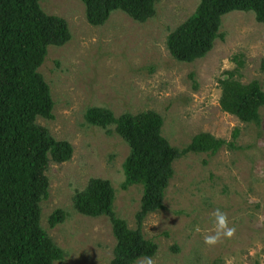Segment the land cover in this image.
<instances>
[{
  "label": "rangeland",
  "instance_id": "374dc122",
  "mask_svg": "<svg viewBox=\"0 0 264 264\" xmlns=\"http://www.w3.org/2000/svg\"><path fill=\"white\" fill-rule=\"evenodd\" d=\"M41 5L67 20L72 32L66 44L49 47L40 68L52 89L56 118L37 122L74 146L70 160L52 159L50 196L42 203V225L65 251L55 264L113 260L117 242L110 217L87 216L74 206L76 194L92 178L112 182L118 216L137 228L144 188L125 187L130 145L115 126L88 121L93 107L117 116L159 112L165 118L163 135L178 148L202 132L231 140L240 128L242 149L176 160L165 207L148 216L144 233L159 244L152 264H264V108L261 125L241 121L222 109L220 84L239 66L235 56L240 55V79L259 80L264 87V24L252 12H232L224 17L225 39H218L206 57L182 62L171 54L168 36L196 11L199 0H159L157 15L147 22L117 10L101 26L89 23L83 0H42ZM60 208L68 218L52 227L50 216ZM217 209L226 215L227 228L208 244L207 237L217 236Z\"/></svg>",
  "mask_w": 264,
  "mask_h": 264
},
{
  "label": "trees",
  "instance_id": "16d2710c",
  "mask_svg": "<svg viewBox=\"0 0 264 264\" xmlns=\"http://www.w3.org/2000/svg\"><path fill=\"white\" fill-rule=\"evenodd\" d=\"M41 1L0 0V264H55L65 258V251L42 225V203L50 196L47 172L52 159L70 160L74 146L56 139L37 120L56 118L52 89L40 68L49 47L66 44L72 32L68 21L47 13ZM158 1L83 0L94 26L106 24L117 10L147 22L157 15ZM235 11L252 12L264 24V0H199L196 11L168 36L173 57L182 62L206 57L218 39H225L224 17ZM235 60L239 66L220 79L221 107L243 122L261 125L264 87L259 80L244 83L243 59L237 55ZM87 118L94 125L115 126L131 148L124 164L125 187L144 188L135 229L118 216L116 190L109 179L92 178L74 198L78 212L110 217L117 242L111 264H137L157 255L159 244L146 237L144 223L150 214L164 209L176 160L189 153L216 155L224 148L242 149L240 128L231 140L202 132L178 148L163 135L165 118L156 111L117 116L110 109L93 107ZM68 215L64 209L55 210L51 226L63 223Z\"/></svg>",
  "mask_w": 264,
  "mask_h": 264
},
{
  "label": "clouds",
  "instance_id": "9594fccd",
  "mask_svg": "<svg viewBox=\"0 0 264 264\" xmlns=\"http://www.w3.org/2000/svg\"><path fill=\"white\" fill-rule=\"evenodd\" d=\"M215 217H216L217 236L207 237L206 243H208V244H215L217 242L220 230L227 228V217L224 213H222L219 209H217V211L215 213ZM233 231H234V229L228 230L226 234L231 236ZM148 264H152V261L150 258L148 260Z\"/></svg>",
  "mask_w": 264,
  "mask_h": 264
}]
</instances>
